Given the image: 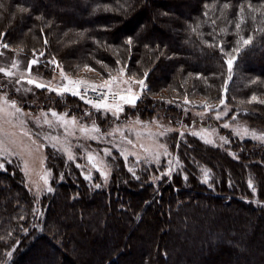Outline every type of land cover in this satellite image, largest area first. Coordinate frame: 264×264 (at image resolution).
<instances>
[{
	"label": "trees",
	"instance_id": "1",
	"mask_svg": "<svg viewBox=\"0 0 264 264\" xmlns=\"http://www.w3.org/2000/svg\"><path fill=\"white\" fill-rule=\"evenodd\" d=\"M0 34L1 51L43 53L69 73L124 67L144 78L123 118L177 122L176 105L211 103L264 127V0H0ZM241 36L252 44L232 52ZM221 45L237 56L231 79ZM36 92L40 101L25 107L51 105L105 124L78 96ZM222 131L234 154L185 134L177 170L156 181L154 166L133 174L113 151L104 187L48 148L53 190L40 199L39 229L33 196L8 164L0 170V264L8 252L6 264H264V142Z\"/></svg>",
	"mask_w": 264,
	"mask_h": 264
},
{
	"label": "rangeland",
	"instance_id": "2",
	"mask_svg": "<svg viewBox=\"0 0 264 264\" xmlns=\"http://www.w3.org/2000/svg\"><path fill=\"white\" fill-rule=\"evenodd\" d=\"M37 57L39 64L34 65L29 71V62ZM14 61L17 64L16 68L12 67ZM49 61H55V63H48ZM0 67L13 73L11 77L0 73V108H3L0 111V163L5 164V168L11 163L10 165L21 171L24 184L34 199L33 223L38 229L42 216L40 199L49 192V188L53 190L48 148L56 150L66 161L79 167L82 176L87 179L89 184L92 182L95 187L98 184L104 187L108 185L112 174L108 156L113 151H116L123 159L128 170L130 168L133 171L137 169L135 174L139 173L143 167L154 166L158 172L154 178L152 176V180L156 181L158 180L157 177H162V173L169 170V161H172L173 171L177 170L179 160L175 154V146L178 140L180 141L185 137V134L195 136L206 144L230 151L229 142H224L225 140L228 141V138L222 131L225 129L223 125L227 123L228 128L232 129L233 133L240 139L250 138L254 141L264 142L252 138V133L258 137L264 136V127L250 125L245 120H232V118L227 117L228 108L226 106L215 107L211 103L185 102L176 105V107L181 108L180 120L177 122L167 120L159 114L151 119L142 118L135 114L123 118L125 112L134 106L123 105L119 97L113 100L109 94L108 103L121 104L123 111L119 113L99 111L100 117L105 119L104 125H100L89 117H78L70 114L66 109L59 110L51 105H35L30 108L24 105V102L33 104L40 101L36 92V89L40 88H36L35 83L27 84L28 79L47 85L43 89L57 94V92L48 89L64 86L67 79L84 81L86 85L100 86L111 77H117V82L111 86L113 92L127 95L125 90L131 88L132 93L138 94L140 97L144 90L141 92L140 85L136 81L144 80V78L128 75L124 67H120V69L123 68V74L118 69L113 74L101 76L88 66L69 73L64 71L56 60L45 61L40 53L24 55L17 50L5 52L0 50ZM61 70H63L64 77L61 76ZM17 81L21 82L18 84ZM123 81H128V83H123ZM17 88L21 90L17 91ZM80 91L81 94L84 93V85L81 86ZM107 91V89L101 88L95 92L89 90L85 99L95 102L102 98L101 92ZM96 93H100V95L96 96ZM5 98L7 102H5ZM81 101L85 103L84 100L81 99ZM12 102H15L21 111L17 112L12 108L10 106ZM87 105L92 107L90 104ZM53 111L59 116H64L65 120L68 121L75 118L76 123L69 124L65 129L51 115ZM45 114L47 115L45 116ZM218 114L220 119L216 118ZM45 119L51 121V126L44 123ZM93 126L98 127L100 131L98 133L88 131L87 134L80 131L82 127L91 129ZM244 128L248 129L247 136L243 134ZM238 130L240 135H237ZM193 133L198 135H193ZM207 141H211V143ZM105 150H107V154ZM165 150H167L168 155L164 154ZM69 152L73 156L72 160L68 159ZM157 153L160 155L159 161L154 159ZM229 153L233 152L230 151ZM89 155L92 157L91 161L88 159ZM207 171L206 169L202 170L203 173H208ZM8 253L1 264H6V261L10 259L11 256Z\"/></svg>",
	"mask_w": 264,
	"mask_h": 264
},
{
	"label": "snow or ice",
	"instance_id": "3",
	"mask_svg": "<svg viewBox=\"0 0 264 264\" xmlns=\"http://www.w3.org/2000/svg\"><path fill=\"white\" fill-rule=\"evenodd\" d=\"M224 7L227 8L228 5L225 4ZM249 7H251V5ZM240 13H241L240 22L235 24V28H236V30L238 32L241 30L242 24L245 23L244 17L242 15V13H243V8L242 7L240 9ZM253 19H255V17H253ZM0 35H3V34H0ZM45 43H47V41H45ZM129 43H131V41H129ZM236 43H237V47H234L232 49V52L239 53L241 51L240 45L248 46V45L252 44V37L249 36L248 38L245 39L243 36H241L239 38V40H237ZM2 46L5 49H7L9 47V45L6 44V43L3 44ZM220 51H221L222 55H227V59L225 60V63L227 65V70H228V73H229V79H231V73L233 71V65H234V63H235V61L237 59V56L236 55H231L229 53H226L224 48H223V45L220 46ZM43 55H44L43 53H40V56H43ZM48 63H53L54 64L55 61H49ZM38 64H39V58L38 57L32 59L29 62V64H28V70L31 71L32 67L34 65H38ZM12 67L13 68L17 67V64H16L15 61L13 62ZM120 72H121V74H123V68L120 69ZM0 73H3V74H5L6 76H9V77H11L13 75V73L11 71H6V69L2 68V67H0ZM61 76L64 77L63 70H61ZM145 77H147V73H145ZM65 79H67V78L65 77ZM20 82L21 81H17L18 84ZM116 82H117V77H111L109 80H106L103 85L96 86V85H86V82H84V81H74V80H71V79H67V83L64 86L59 87V88H49L48 90L49 91H55V92H57L58 95H63L65 93H70L73 96H78V97H80V99L84 100L85 103L92 105V107L95 108L97 111L105 110V111H108V112L119 113V112L123 111L122 105L121 104H115V103L114 104H109L108 103L109 94L112 96L113 100H115L117 97H119V100L123 102V105H131V106H135L140 97H139L138 94L132 93L131 88H128V89L125 90L128 93L127 95H120L119 92H113L111 90V86L113 84H115ZM26 83L29 84V85H32V84L35 83V87L36 88H40V89H43V88L47 87V85H45L43 83H36L32 79H28L26 81ZM123 83H128V81H123ZM136 83H138L140 85L141 92H142L144 90V87H145V80L142 79V80L136 81ZM82 85H84V93L83 94H81V91H80V88H81ZM98 88L107 89L108 91L107 92H101V97L102 98L97 100V101H95V102L93 100H90V99H87V100L85 99V96L87 95L89 90L95 92V91L98 90ZM16 90L20 91L21 89L17 88ZM28 90H30V89H28ZM251 99L253 101H255L257 98L255 96H253ZM5 102H7L6 98H5ZM220 103L221 104H225V101L221 100ZM259 103L264 104V101H259ZM10 106L12 108H14L17 112L21 111V109L17 107L15 102H12V104ZM2 110H3V108H0V111H2ZM46 115L47 114H45V116ZM51 115L53 117H55L57 119V121L62 126L65 127V129H67L69 124H75L76 123L75 118H73L71 121L65 120L64 116H59L55 111H53L51 113ZM86 115H88V114L86 113ZM216 118L220 119L219 114L217 115ZM232 119L235 120L236 117L233 116ZM44 123L49 124V126H51V121H49L47 119L44 120ZM223 127L224 128H228L229 125L227 123H225L223 125ZM80 131L85 133V134H87L88 131H92V132H97L98 133L100 131V129L98 127H95V126H93L91 129L82 127L80 129ZM243 134L245 136H247V134H248V129L247 128L243 129ZM181 135H183V133H181ZM193 135H198V134L197 133H193ZM237 135H240V131L239 130L237 131ZM252 138L264 141V136H259L258 137V136H256L255 133H252ZM207 142L211 143V141H207ZM224 142L227 143L228 141L225 140ZM129 143H131V141H129ZM161 147H162V145H161ZM105 151H106V154H107V150H105ZM164 154L168 155L167 150H165ZM68 159L69 160L73 159V156H72V154L70 152L68 154ZM88 159H89V161L92 160L91 155H89ZM154 159L159 161V159H160L159 153L155 154ZM168 164H169V170L167 172H165V173H162V175L170 176L172 174V171H173V168L171 167L172 161H169ZM4 168H5V164L0 163V169H4ZM129 171L133 172V174H134L133 169L130 168ZM102 175H104V174H102ZM105 178H106V176H105ZM160 178L161 177H157V179H160ZM185 179H186V177H185ZM207 180H208V175H207V173H205L204 182L206 183ZM45 182L47 183V181H45ZM249 187L250 188L253 187L251 182L249 183ZM51 190H52L51 188L48 189L49 192ZM8 255L11 256L12 253L9 252Z\"/></svg>",
	"mask_w": 264,
	"mask_h": 264
},
{
	"label": "built area",
	"instance_id": "4",
	"mask_svg": "<svg viewBox=\"0 0 264 264\" xmlns=\"http://www.w3.org/2000/svg\"><path fill=\"white\" fill-rule=\"evenodd\" d=\"M95 95H96V96H99V95H100V93H96Z\"/></svg>",
	"mask_w": 264,
	"mask_h": 264
}]
</instances>
